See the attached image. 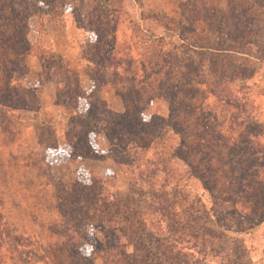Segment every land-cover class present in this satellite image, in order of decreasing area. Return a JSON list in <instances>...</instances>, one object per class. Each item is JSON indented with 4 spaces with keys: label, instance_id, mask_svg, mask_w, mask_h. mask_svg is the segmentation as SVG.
Here are the masks:
<instances>
[{
    "label": "rangeland",
    "instance_id": "obj_1",
    "mask_svg": "<svg viewBox=\"0 0 264 264\" xmlns=\"http://www.w3.org/2000/svg\"><path fill=\"white\" fill-rule=\"evenodd\" d=\"M43 1L51 2L0 0V235L10 234L0 239V264H103L88 242L123 237L98 228L90 197L75 200L88 189L107 200L104 220L128 218L126 234L146 249L142 264H264V0ZM64 16L83 30L91 66L106 54L96 48L105 33L111 67L97 71L125 96L132 122L151 120L147 134L119 140L107 125L111 140L103 133L102 147L93 133L89 151L86 119L62 132L26 113L38 102L25 86L36 62L24 51L30 26ZM67 76L60 93L71 102L65 91L76 75ZM89 102L82 107L92 120L113 116ZM159 117L168 124L161 135ZM174 140L182 163L160 166ZM129 143L148 150L122 152ZM115 199L131 211L114 214ZM66 207L86 208L93 220L67 217Z\"/></svg>",
    "mask_w": 264,
    "mask_h": 264
},
{
    "label": "trees",
    "instance_id": "obj_2",
    "mask_svg": "<svg viewBox=\"0 0 264 264\" xmlns=\"http://www.w3.org/2000/svg\"><path fill=\"white\" fill-rule=\"evenodd\" d=\"M43 3H49L51 1H43L41 0ZM108 15V13L106 14ZM100 19L101 17H103V13L99 12V15H97ZM51 20V19H49ZM42 22V21H41ZM41 28H38L40 30L43 29V24H39ZM39 32V31H38ZM97 37H99V42H97L98 44L96 45V48L100 49V53H106L104 54L105 58H110V53H112V51L107 49V45L109 44V41L107 40V36L105 35V33L103 34H99L97 35ZM128 50V49H127ZM24 51L26 52H33L34 54H37L42 62V71L40 72V75L42 76V78H45L46 76V72H48L49 68L53 65H58L61 68H64L67 71L68 75H71L72 72L69 68L70 62L69 60H64L61 59L59 57L54 56L50 51H48L47 49L43 48V46L41 45H36V47H33L32 49V45H30V47H26L24 49ZM113 54V53H112ZM150 54V53H149ZM152 55V54H150ZM103 57V58H104ZM102 57H98L97 61L94 62L91 66V70H90V77L93 80V90L90 91L89 93H83L80 92L77 89V84L74 80L73 83V92H67L65 91V97H68L70 95V99L75 101V103L78 105V109H76V112L73 114V116H71V118H69L70 120L68 121V126H70V131H73L74 129L77 131L78 127L76 125V123L73 122V119L78 120L77 122L80 123L79 121H81L82 119H86L87 122L83 123V127L85 132L84 135L86 136V140H85V144L87 147V150L90 151L93 143L88 140L89 138L91 139L93 133L95 131L98 130H102L107 141L111 140V136L109 134V131H107V127L109 126L110 130L117 132V137L116 139L121 140L123 137L124 133H127L129 135H133V137H137V136H141L143 134H147L151 128H149L150 126V122L151 120H145L144 118L140 121H136V122H132V120L134 121L135 119H133V116L131 115V112L127 111L126 108H128L127 104L125 106V103H127L125 96H121L122 100L124 102V111L122 113H115L112 112L110 110H108L104 104V102L98 97L97 94V90L99 88L100 85H102V83H104V81L108 78L100 76L99 72L97 71L98 69H105L107 67H111L110 63H108V60L105 59H100ZM151 60V59H149ZM148 60V62L150 63V61ZM45 70V72H43ZM73 95V97L71 96ZM77 97H81L80 99L76 100ZM161 97L164 100L168 99V96L163 94L161 95ZM92 98H96L98 100V102L102 103L103 105V109H106V112L110 113L111 116L109 117H104L103 119L100 118L99 120H92L91 117H89V111L84 112L85 109H83L82 107V103H88L90 101V99ZM85 99V101H83ZM56 100L61 101L64 100V97H62L61 93L59 92V94L57 95ZM75 104V105H76ZM80 104V106H79ZM85 104V105H86ZM88 108L90 109V102L87 104ZM140 112V111H139ZM93 115V114H92ZM104 116V115H102ZM106 116V115H105ZM159 120H161V122H159ZM75 125V126H74ZM108 125V126H107ZM153 127L156 129H159V132L161 134H165L168 131V124L166 123V119L159 117V119H157V122L153 124ZM77 133H75L74 135L71 136V139L73 137L77 138ZM70 139V138H69ZM70 139V140H71ZM88 140V141H87ZM175 142H173L172 145L169 146L168 148V153L165 152V150L163 151H159V157L160 160L158 162V164L160 166H164V163H168L170 164L169 167H172L174 164L177 165V167L179 166L182 158V156L179 154V152L177 151V140H174ZM90 142V143H89ZM134 142V141H133ZM70 151L69 154L71 155L73 152V148L72 145L68 142L67 143ZM122 152H124V150L126 151V149H133V154H136V156L139 154L141 156H143V153H145L148 150V147H139L137 144L134 143H129V148L126 147H122ZM138 150V151H136ZM62 152H64L62 150ZM87 152V151H86ZM49 153V152H48ZM56 154V153H55ZM165 154H168L167 156H165ZM171 156V157H170ZM146 157V156H145ZM169 157V158H168ZM174 158L176 159L177 162L174 161ZM144 161L146 162V164L150 165L153 164V161L145 158ZM155 161V160H154ZM179 163V164H178ZM157 164V163H156ZM155 164V165H156ZM99 179H95V181ZM92 180L90 179L89 182H91ZM94 182H92L93 184ZM80 190H75V194L79 193ZM80 197L78 198H74V195H69L68 199L70 197H72L73 199H75L76 201H80L83 197L87 198L90 197V200L92 202L91 203V207L95 208L96 211L98 210V216H97V225L99 229L102 230H106L108 233L112 234V235H120L123 237V241L120 240L119 242H116L117 240H114L112 243L109 240H106L105 238H103L102 242L97 243V246L93 245V243H89L90 245H87L85 242L86 247H89V253L92 255H95L94 257H100L102 259V263L103 264H142L141 263V258L138 254V251H143L146 250L144 245L141 243V241H138V237L139 235H130L128 236L126 234V230H127V226H126V221H128V218H123L122 223H118L116 220H114L113 222H110L109 219L104 220V216H105V210L100 208V204H105L108 203L107 200L104 197V195H101L99 192H97V194L94 191H90L89 189L86 192H80ZM60 195V194H59ZM70 198V200L72 199ZM110 204H112L113 209H114V214L119 213L120 211H122V213L125 214V212L129 213L131 210L126 208L125 210L122 208L121 204L118 203V201L115 199V201H113L112 203L110 202ZM100 208V210H99ZM65 210L63 211V213L67 216V217H71L73 216V212L77 211V215L79 216V222L84 221V220H93V218L90 215H93L94 212L91 214L90 210H86V208L84 209H74L71 207H66L64 208ZM134 211L137 213V211L134 209ZM101 218V219H99ZM130 226V225H129ZM65 228L66 229H70V224L66 223L65 224ZM107 235V234H106ZM10 236V234H8V232H4L3 228L1 231V235H0V239L1 237L4 238ZM115 239L118 236H113ZM105 239V241H104ZM12 241V239H11ZM128 248L131 249V252H128ZM145 252V251H144ZM81 255V254H80ZM77 256V255H76Z\"/></svg>",
    "mask_w": 264,
    "mask_h": 264
},
{
    "label": "crops",
    "instance_id": "obj_3",
    "mask_svg": "<svg viewBox=\"0 0 264 264\" xmlns=\"http://www.w3.org/2000/svg\"><path fill=\"white\" fill-rule=\"evenodd\" d=\"M35 35L29 38V43L32 47H36L39 44L40 38L37 35L38 28H33ZM83 30L75 26L72 17L64 16L63 22L46 21L43 25L42 35L44 40L48 44L45 47L54 56L61 59H68L70 62L69 68L71 72L75 73V82L77 89L83 93H89L93 90V80L90 77L91 64L83 57L84 45L87 42L85 34H82ZM31 60L36 61L34 69L29 73L32 76L31 81L25 82L27 91L31 93L34 98L38 99L37 105L25 104L26 113H30L31 117H44L46 121L52 123L53 128H57L59 131L64 132L68 123L70 115L76 112L78 105L75 101L56 100L60 90L68 91V84L70 79L67 76V72L59 67L53 65L46 72L45 78H42L40 72L42 71V62L40 57L33 52L27 53ZM36 65V66H35ZM38 66V67H37ZM31 68V66H30ZM54 69L60 70L61 74L53 76ZM15 74V73H14ZM110 79H106L97 90L98 97L104 102L106 108L115 113H122L124 111V102L121 95L112 86ZM38 84V88L35 87ZM36 88V92L33 93V89ZM63 90V91H64ZM66 98V97H65ZM81 97H77L76 100ZM85 101V99L83 100ZM33 103V102H31ZM84 103V102H83ZM76 104V105H75ZM86 104V103H85ZM25 109V110H26ZM95 140L98 145H107L102 131H95ZM63 139V137H61Z\"/></svg>",
    "mask_w": 264,
    "mask_h": 264
}]
</instances>
